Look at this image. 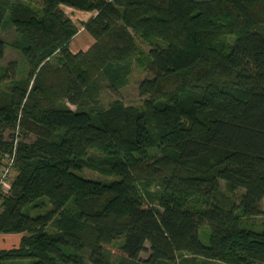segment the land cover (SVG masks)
I'll return each mask as SVG.
<instances>
[{
	"label": "trees",
	"instance_id": "16d2710c",
	"mask_svg": "<svg viewBox=\"0 0 264 264\" xmlns=\"http://www.w3.org/2000/svg\"><path fill=\"white\" fill-rule=\"evenodd\" d=\"M62 4L95 11L87 50L71 51L79 29ZM7 24L28 69L2 66L0 37V166L13 154L16 171L0 190V233H22L0 262L264 264V225L241 221L264 199V0H0ZM132 30L164 43L147 52L143 104L103 108L99 83L123 85ZM225 34L232 43L214 45ZM152 185L158 205L140 192Z\"/></svg>",
	"mask_w": 264,
	"mask_h": 264
},
{
	"label": "rangeland",
	"instance_id": "374dc122",
	"mask_svg": "<svg viewBox=\"0 0 264 264\" xmlns=\"http://www.w3.org/2000/svg\"><path fill=\"white\" fill-rule=\"evenodd\" d=\"M25 2H29L32 5L36 7H40L42 0H24ZM62 9L64 10L65 14L74 21V23L77 25L80 34H83V23L88 20L94 13L95 11H85V10H79L75 9L71 6L62 4L61 5ZM211 21H208V23ZM230 21L229 17H224L221 20H217L215 18V22L217 23H224ZM87 33V32H84ZM134 39L137 43L138 49L125 61L127 65L130 68L129 73L125 76V80L123 85L117 90H112L108 84L107 81L101 80L100 81V88H99V94L97 96V101L100 106L103 108L107 107L113 100L116 98H121L125 104L127 105H132L136 107H141L143 104V99L144 97L140 95L138 91V83L141 79L144 77H147L148 71L146 69V55L149 49L155 44V43H162L163 41L160 40L161 38L157 37L156 35H151L149 37H144L141 32L132 30ZM17 32L13 27H11L9 24L3 26L0 29V37L5 41L6 47H5V54L3 59L1 60L2 66L6 67L8 66L11 62H17L18 65V70H19V76L23 73L26 74L27 72V63L25 58L23 57L21 51L14 45L16 38H17ZM76 34L75 38L73 37V45L79 41ZM224 37L225 41L227 40V43H232L234 36L232 34H225V35H218L215 40H214V45L215 42H220L221 38ZM89 44L84 45L83 49L85 50ZM223 45V43H222ZM79 50L78 48H75V50ZM76 50V51H77ZM57 56L58 53L54 54V56L51 57V61L53 63L58 62L57 61ZM70 108L75 109V105L66 103ZM9 133V131L7 132ZM6 133V134H7ZM15 135L17 138H20L21 132L17 128L15 130ZM32 135H28L27 140L32 139ZM94 154H99L98 152H94ZM159 155V152L157 150H152L150 152L149 156L151 159L155 158L156 156ZM5 158V157H4ZM5 163V161H4ZM2 168V165L0 166V170ZM16 171L11 170L9 172V179L11 180L13 176L15 175ZM81 176L87 177V178H92L96 180H101V181H110L115 178L114 175L112 174H107V173H102L98 170H94L91 168H83L82 171L78 172ZM222 188L225 190V192L228 194V190L226 188L225 183L222 181ZM140 192L142 193L143 197L153 203V205H158V202L154 199H152L153 195L151 194H156L157 190H160V187L158 185H152L148 188V190L144 189L143 187H139ZM150 192V193H149ZM242 193V190H238L235 193H232V197L236 200V203L240 202V195ZM260 209L262 211L261 214L255 215L252 217H242L241 221L242 224L246 227L250 228H256L260 229L264 225V199L262 200L260 204ZM209 226L204 225L200 228V237L204 243L207 242L208 237H209ZM22 233L20 232H11V233H0V249H10L13 247H17L19 244V240L21 237ZM148 247V244H146ZM147 252H142L141 256L146 257ZM84 259L87 264H91L88 260V252L84 253ZM117 261V260H115ZM0 264H28L27 261H20V260H6V261H1ZM222 264V263H221Z\"/></svg>",
	"mask_w": 264,
	"mask_h": 264
},
{
	"label": "built area",
	"instance_id": "2783aa9c",
	"mask_svg": "<svg viewBox=\"0 0 264 264\" xmlns=\"http://www.w3.org/2000/svg\"><path fill=\"white\" fill-rule=\"evenodd\" d=\"M14 155H6L4 158L5 163L3 162L2 168L0 170V190L8 191L10 179L9 172L12 170V164L14 160Z\"/></svg>",
	"mask_w": 264,
	"mask_h": 264
},
{
	"label": "crops",
	"instance_id": "0c3cea01",
	"mask_svg": "<svg viewBox=\"0 0 264 264\" xmlns=\"http://www.w3.org/2000/svg\"><path fill=\"white\" fill-rule=\"evenodd\" d=\"M79 31V30H78ZM84 32H87L86 30H84V28H83V34L82 35H79L80 34V32H77L76 34H78L79 36H77L79 39V41L76 43V45L74 44L73 45V40H71V42H70V49H71V51L72 52H78V51H80V50H82V51H85V50H87L93 43H94V38L87 32V33H84ZM76 36V35H75ZM75 36H74V38H75ZM87 44H89L88 46H87V48L84 50L83 49V46L84 45H87ZM75 48H78L79 50H75Z\"/></svg>",
	"mask_w": 264,
	"mask_h": 264
}]
</instances>
